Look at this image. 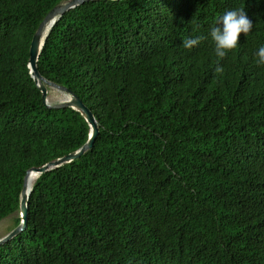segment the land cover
I'll list each match as a JSON object with an SVG mask.
<instances>
[{
  "label": "trees",
  "instance_id": "16d2710c",
  "mask_svg": "<svg viewBox=\"0 0 264 264\" xmlns=\"http://www.w3.org/2000/svg\"><path fill=\"white\" fill-rule=\"evenodd\" d=\"M64 1L0 0V220L19 212L28 169L88 139L84 116L47 106L28 68L33 34ZM240 9L253 29L219 60L211 29ZM261 46L264 0H92L65 11L36 66L82 100L98 134L35 178L27 227L0 245V264H264Z\"/></svg>",
  "mask_w": 264,
  "mask_h": 264
},
{
  "label": "water",
  "instance_id": "95a60500",
  "mask_svg": "<svg viewBox=\"0 0 264 264\" xmlns=\"http://www.w3.org/2000/svg\"><path fill=\"white\" fill-rule=\"evenodd\" d=\"M92 0H66L62 3L54 6L43 18L40 22L38 28L30 42L29 46V59H28V68L31 74V77L34 79L35 83L39 87L41 91V96L43 102L47 106H52V104L48 101V89L49 87L55 88L58 91L64 93L65 97L60 102L54 104L56 107H65L69 106L73 109L78 110L85 118L86 122L89 125V134L87 141L77 150L70 152L62 157H59L55 160L49 161L46 164L40 167H32L27 170L24 179L23 186L20 195V204H19V216L21 220L17 226H15L11 231L6 233L4 236L0 237V245L10 240L19 232L23 231L27 227V209H28V198L32 189V185L29 188L27 186L26 178L28 175H35L36 177L44 171L50 170L54 167H57L63 163L69 162L72 159H75L82 155L86 150L92 147L94 139L98 134V125L97 122L91 112V110L82 102V100L72 92L69 88L50 82L46 80L38 71L36 62L39 56V52L43 46L44 40L49 33L50 28L54 25V23L58 20V18L67 10L82 4L84 2H88ZM47 24H50L49 29L46 31L45 27Z\"/></svg>",
  "mask_w": 264,
  "mask_h": 264
},
{
  "label": "clouds",
  "instance_id": "9594fccd",
  "mask_svg": "<svg viewBox=\"0 0 264 264\" xmlns=\"http://www.w3.org/2000/svg\"><path fill=\"white\" fill-rule=\"evenodd\" d=\"M217 25L211 29L210 35L215 43V54L222 60L229 52L238 47V39L241 33L246 37L251 33L253 24L247 17L245 10H229L217 21ZM222 25V27H220ZM201 42V38L185 39L183 46L192 49ZM217 61L216 73L222 74L224 69L219 66ZM256 63L264 66V46H261L256 53Z\"/></svg>",
  "mask_w": 264,
  "mask_h": 264
},
{
  "label": "rangeland",
  "instance_id": "374dc122",
  "mask_svg": "<svg viewBox=\"0 0 264 264\" xmlns=\"http://www.w3.org/2000/svg\"><path fill=\"white\" fill-rule=\"evenodd\" d=\"M65 97L64 93L56 90L55 88L49 87L48 89V101L50 104H56L63 100ZM18 216V212H15L4 219L0 220V237L11 231L13 227V219Z\"/></svg>",
  "mask_w": 264,
  "mask_h": 264
},
{
  "label": "bare ground",
  "instance_id": "6f19581e",
  "mask_svg": "<svg viewBox=\"0 0 264 264\" xmlns=\"http://www.w3.org/2000/svg\"><path fill=\"white\" fill-rule=\"evenodd\" d=\"M50 27V24H47L45 29L46 31L49 29ZM36 176L35 175H28L27 178H26V181H27V186L30 188L32 183L34 182Z\"/></svg>",
  "mask_w": 264,
  "mask_h": 264
}]
</instances>
